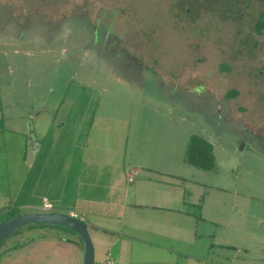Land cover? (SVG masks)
Segmentation results:
<instances>
[{"label": "rangeland", "instance_id": "obj_1", "mask_svg": "<svg viewBox=\"0 0 264 264\" xmlns=\"http://www.w3.org/2000/svg\"><path fill=\"white\" fill-rule=\"evenodd\" d=\"M218 1L0 0V186L12 192L4 196L11 207L0 212V223L9 212H43L29 207L25 185H43L47 179L46 183L58 186V157L62 153L46 150V162L30 170L28 164L38 151L33 146L42 145L47 136H56L64 118L80 123L83 134L90 131L93 120L91 134L101 136H109V131L111 136L129 139L177 136L180 168L191 139L201 137L213 146L215 169L189 170L203 174V180L214 187H226V195L221 196L227 199L228 207L235 200L243 203L239 213H227L230 217L235 214L236 224H241L242 218L250 224L246 216H255L257 213L251 212L256 208L258 217L264 213L260 195L264 185L259 177L264 176V148L260 149L254 137L264 136V37L253 52L255 56L249 55L243 46L252 48V38L239 44V28L218 18L225 9ZM256 22L252 28L259 33L264 25ZM107 48L110 55L115 49L114 57L127 66L103 60ZM231 90L240 95L226 100ZM75 102L83 104L81 110L73 108ZM94 108L97 116H92ZM149 143L146 139L142 145L143 155L150 149ZM241 144L246 147L242 151ZM17 184L19 200L14 203L11 195H15ZM250 184H257L255 192L261 199L248 196ZM35 189L40 194L48 188ZM219 193L214 191L216 196ZM58 208L53 206L51 212H58ZM60 212L69 215L65 210ZM76 218L95 238L84 216ZM255 229L253 226L254 233ZM258 232L264 233V224ZM215 235L210 244L218 242ZM66 236L73 242L60 239ZM226 236L235 238L233 233ZM250 238L246 236L251 257L262 244L252 241L249 247ZM232 242L240 249L238 239ZM151 254L171 257L172 261L177 258L175 264L186 260L179 254ZM235 254L229 249L215 252V256L227 258ZM82 263L79 236L66 235L54 227L24 226L0 246V264ZM219 263L260 264L230 259H220Z\"/></svg>", "mask_w": 264, "mask_h": 264}, {"label": "crops", "instance_id": "obj_2", "mask_svg": "<svg viewBox=\"0 0 264 264\" xmlns=\"http://www.w3.org/2000/svg\"><path fill=\"white\" fill-rule=\"evenodd\" d=\"M82 106V103L75 102L73 108L81 110ZM91 112L92 116L98 115L95 108ZM68 119L64 118L59 130H55L56 136H47L41 140L42 145L33 146L39 152L28 164V170L31 167L34 169L35 165L46 162L48 152H61L56 178L59 185L46 183L47 179L43 182L44 186L27 183L26 199L29 207L40 211L44 200H47L54 207H60L58 212L65 210L75 217L83 215L95 236L92 239L95 264L97 257L98 264H175L177 258L172 261L171 257H155L151 254L153 251L171 256L179 254L186 259L184 264H221L220 259L264 264V233L258 232V228L264 224V213L258 217L256 208L251 212H256L255 216H246L250 224L248 219L245 221L243 218L241 224H236L235 214L230 217L227 213H239L243 203L235 200L234 205L228 207L227 199L221 196L226 195V187H214L203 180V174L193 172L203 170L186 162V152L184 164L181 162L183 168H180L177 136H132L129 139L130 136H111L112 131L108 132L109 136H101L97 132L91 134L94 130L93 120L90 131L83 134L82 125L73 119L68 122ZM68 127L69 133L66 132ZM254 137L260 149L264 148V136ZM146 139L150 140V149L143 155L144 148L141 147ZM259 177L264 185V176ZM72 179L75 182L73 185L70 184ZM36 186L48 189L46 193L36 194ZM6 188L0 186V212H6L11 207V202L6 201L4 196L12 192H7ZM249 188L250 198L255 196L261 199L260 195L264 198V194L255 192L257 184H250ZM216 190H219V196L214 194ZM235 194L241 195V192ZM18 196L19 184L15 195H11L14 203H18ZM226 233H233L240 249L231 244L234 240H229ZM214 235L218 242L210 244ZM246 236L251 237L249 247L252 241L256 245L262 244L256 246L253 250L256 254L251 257ZM196 242H199L197 247L194 246ZM216 249L234 250L236 254L228 258L223 255L219 257L215 256Z\"/></svg>", "mask_w": 264, "mask_h": 264}, {"label": "water", "instance_id": "obj_3", "mask_svg": "<svg viewBox=\"0 0 264 264\" xmlns=\"http://www.w3.org/2000/svg\"><path fill=\"white\" fill-rule=\"evenodd\" d=\"M241 144L240 150L244 149ZM30 224L55 225L73 231L82 241L83 263L95 264V251L92 237L87 225L73 215L60 212H38L27 215H18L0 223V243L20 228Z\"/></svg>", "mask_w": 264, "mask_h": 264}, {"label": "flooded vegetation", "instance_id": "obj_4", "mask_svg": "<svg viewBox=\"0 0 264 264\" xmlns=\"http://www.w3.org/2000/svg\"><path fill=\"white\" fill-rule=\"evenodd\" d=\"M218 4L219 5L224 4L225 6V9L218 14V18L221 19L223 17L227 19V22L239 28L237 35H240V37H242V39H239L240 41L238 40L239 44L240 42L242 43L243 41L248 39V37L252 38L254 42L253 47L252 48H248L246 46L243 47L247 48V53L252 57H254L255 55L253 52L258 49L260 44V38L264 37V27L261 28V31L258 33L254 31L256 27L252 28V25L253 22L255 21L259 22V20L262 21V24L264 25V0H257V1L256 0H228V1L220 0L218 1ZM247 21H250V23H247ZM245 23H247L249 27H247ZM241 26H245V29L242 28ZM105 51H106V56L103 58V60L116 61L118 62L116 66L120 65V67H122V64L124 63L119 64L120 59L117 60V58L114 57L116 56L115 49H113V52L111 51V55L108 53V48ZM130 58L131 57H129V59ZM124 65L127 66V64Z\"/></svg>", "mask_w": 264, "mask_h": 264}, {"label": "trees", "instance_id": "obj_5", "mask_svg": "<svg viewBox=\"0 0 264 264\" xmlns=\"http://www.w3.org/2000/svg\"><path fill=\"white\" fill-rule=\"evenodd\" d=\"M17 20V19H16ZM18 22H21V20H17ZM28 22V21H27ZM24 23V22H23ZM239 95V92L236 90H231L226 93L225 99L226 100H231L236 98ZM186 162L195 168H198L203 171H212L215 169V157L213 154V146L208 143L206 140L202 139L201 137H193L187 147L186 150ZM19 214L17 212H9L6 220L15 216H18ZM31 226H49V227H54L57 229H62L64 231V234L68 235H76L73 231L61 227V226H55V225H45V224H30ZM18 231V230H17ZM16 232V231H15ZM14 232V233H15ZM13 233V234H14ZM11 234V235H13ZM10 235V236H11ZM62 241H68V242H73L70 238L66 237H61L60 238ZM6 241V239L4 240ZM2 241L0 243V246L4 242Z\"/></svg>", "mask_w": 264, "mask_h": 264}, {"label": "built area", "instance_id": "obj_6", "mask_svg": "<svg viewBox=\"0 0 264 264\" xmlns=\"http://www.w3.org/2000/svg\"><path fill=\"white\" fill-rule=\"evenodd\" d=\"M131 181H132V179H131ZM52 210H53V205L50 202H48L47 200H44L43 205H42V211L43 212H51ZM109 264H111V263H109Z\"/></svg>", "mask_w": 264, "mask_h": 264}]
</instances>
